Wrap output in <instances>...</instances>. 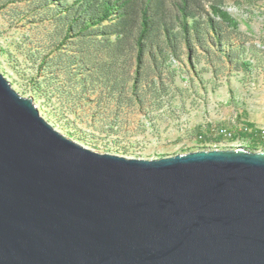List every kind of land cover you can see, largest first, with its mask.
Segmentation results:
<instances>
[{
  "label": "rangeland",
  "instance_id": "374dc122",
  "mask_svg": "<svg viewBox=\"0 0 264 264\" xmlns=\"http://www.w3.org/2000/svg\"><path fill=\"white\" fill-rule=\"evenodd\" d=\"M114 1L0 0V71L98 152H264V0H117L102 23L79 17Z\"/></svg>",
  "mask_w": 264,
  "mask_h": 264
},
{
  "label": "water",
  "instance_id": "95a60500",
  "mask_svg": "<svg viewBox=\"0 0 264 264\" xmlns=\"http://www.w3.org/2000/svg\"><path fill=\"white\" fill-rule=\"evenodd\" d=\"M0 264H264V152H98L0 71Z\"/></svg>",
  "mask_w": 264,
  "mask_h": 264
},
{
  "label": "trees",
  "instance_id": "16d2710c",
  "mask_svg": "<svg viewBox=\"0 0 264 264\" xmlns=\"http://www.w3.org/2000/svg\"><path fill=\"white\" fill-rule=\"evenodd\" d=\"M115 6H118L117 0H115L112 5L110 4V2L104 3L101 6L102 12L100 14L88 15V14L81 13L79 17L84 19L85 21H88L89 24L91 25H97L110 18V16L114 13L113 10ZM213 11L218 17L222 19L223 22L227 23L229 26L233 28L238 27L239 22L228 10L218 5H214ZM142 26H143V29H142L141 36L144 38L146 37L148 32L153 31V25L152 23H150V19L147 16V10L145 11V17L142 22Z\"/></svg>",
  "mask_w": 264,
  "mask_h": 264
}]
</instances>
